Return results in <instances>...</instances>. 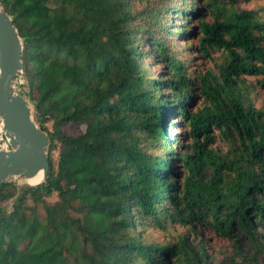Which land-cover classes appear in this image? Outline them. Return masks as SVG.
Returning <instances> with one entry per match:
<instances>
[{"label": "trees", "instance_id": "16d2710c", "mask_svg": "<svg viewBox=\"0 0 264 264\" xmlns=\"http://www.w3.org/2000/svg\"><path fill=\"white\" fill-rule=\"evenodd\" d=\"M252 1L0 0L50 139L44 182L0 185V264H264Z\"/></svg>", "mask_w": 264, "mask_h": 264}, {"label": "water", "instance_id": "95a60500", "mask_svg": "<svg viewBox=\"0 0 264 264\" xmlns=\"http://www.w3.org/2000/svg\"><path fill=\"white\" fill-rule=\"evenodd\" d=\"M22 53L23 39L0 2V120L10 146L0 149V185L16 177L26 180L42 174L38 185L50 170L49 136L37 123L31 101L15 90L23 71Z\"/></svg>", "mask_w": 264, "mask_h": 264}, {"label": "rangeland", "instance_id": "374dc122", "mask_svg": "<svg viewBox=\"0 0 264 264\" xmlns=\"http://www.w3.org/2000/svg\"><path fill=\"white\" fill-rule=\"evenodd\" d=\"M239 6L241 8H246V9H251V8L257 9V8H259L261 6H264V0L240 3ZM261 15L264 16V10L261 11ZM197 61H200V63H201V66H197L198 68H201V67L204 68V67L208 66V62L206 60H200L199 59ZM155 69H157V68H155ZM26 83H27V81L25 79L24 72L22 71L20 76H19V78L14 83V85H15V90L17 92H19V93H21V94H23L24 96L27 97V95H25V93L28 91V87H27ZM254 103H255L256 107H261L262 105H264V91H259V94L256 96V99L254 100ZM177 119L180 121L179 118H177ZM47 127H48V129H50L51 128V124L48 123ZM186 131H187V127L185 125L184 126L179 125V127H176V126L172 127L170 132L183 134L180 137V142L182 144H187V143L190 142V137L186 134ZM218 145H220V143H218ZM173 148H176L175 144L173 145ZM57 155H58L57 150L52 151V159H53L54 164L57 161ZM12 181L17 185L18 188H20V187L22 188V187H25L26 185H28V183L22 177L13 178ZM29 184L35 185V183H31V182ZM55 199H56V196L53 195L49 200L50 201H54ZM10 205H11V201H9V202L4 204V206H6V207H10ZM161 235L162 234H159V236H161ZM203 236L209 237V236H211V234L204 233V232L199 234V237H203ZM190 242L194 243L192 235L190 236ZM242 250H243V253L246 256L251 254L252 247L250 246L248 240H243L242 241Z\"/></svg>", "mask_w": 264, "mask_h": 264}, {"label": "built area", "instance_id": "2783aa9c", "mask_svg": "<svg viewBox=\"0 0 264 264\" xmlns=\"http://www.w3.org/2000/svg\"><path fill=\"white\" fill-rule=\"evenodd\" d=\"M9 147H10L9 143L7 142V140L4 137L2 124H1V120H0V149H9Z\"/></svg>", "mask_w": 264, "mask_h": 264}, {"label": "bare ground", "instance_id": "6f19581e", "mask_svg": "<svg viewBox=\"0 0 264 264\" xmlns=\"http://www.w3.org/2000/svg\"><path fill=\"white\" fill-rule=\"evenodd\" d=\"M33 115H34V113H33ZM28 184L31 182V183H35V184H37V183H39L40 181H42V174H39L38 176H36V177H33V178H29V179H26L25 180Z\"/></svg>", "mask_w": 264, "mask_h": 264}]
</instances>
